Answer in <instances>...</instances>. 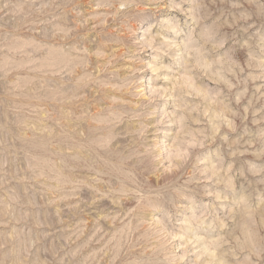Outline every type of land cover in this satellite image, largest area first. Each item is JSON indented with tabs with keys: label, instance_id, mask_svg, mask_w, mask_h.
I'll use <instances>...</instances> for the list:
<instances>
[{
	"label": "rangeland",
	"instance_id": "374dc122",
	"mask_svg": "<svg viewBox=\"0 0 264 264\" xmlns=\"http://www.w3.org/2000/svg\"><path fill=\"white\" fill-rule=\"evenodd\" d=\"M0 264H264V0H0Z\"/></svg>",
	"mask_w": 264,
	"mask_h": 264
}]
</instances>
